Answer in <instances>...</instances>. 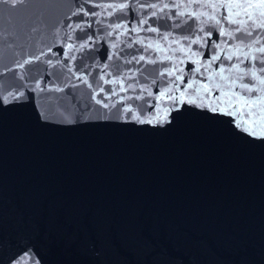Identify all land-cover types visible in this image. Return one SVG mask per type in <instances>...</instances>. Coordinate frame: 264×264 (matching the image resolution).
I'll return each mask as SVG.
<instances>
[{"label": "water", "instance_id": "95a60500", "mask_svg": "<svg viewBox=\"0 0 264 264\" xmlns=\"http://www.w3.org/2000/svg\"><path fill=\"white\" fill-rule=\"evenodd\" d=\"M210 4L252 5L235 10L241 19L264 13V0L0 2V264H264V139L206 106L243 82L264 114V73L245 61L257 75L237 79L225 56L255 48L218 38L235 26H213L224 9ZM208 31L189 60L180 49ZM173 65L179 90L160 75ZM188 83L183 103L155 99Z\"/></svg>", "mask_w": 264, "mask_h": 264}, {"label": "snow or ice", "instance_id": "6c2138e0", "mask_svg": "<svg viewBox=\"0 0 264 264\" xmlns=\"http://www.w3.org/2000/svg\"><path fill=\"white\" fill-rule=\"evenodd\" d=\"M0 2H4V3H11V5L13 7H15L16 3L18 2H23V0H0ZM104 7L109 8V9H124L127 7L126 4L120 3L118 5H112V4H108L105 5ZM151 8H156L157 5L152 4L150 5ZM164 7H168L167 5H164ZM209 8H211L212 10H215L217 8H222L224 9V12L221 14L220 18L217 19V17L215 15L209 16V20H213L215 21V25H220L221 21L226 22L228 25H234V29L232 31H229L228 29H225L224 27H221L218 33V38L220 37H227L230 40H239L241 45H244L245 48H255V53L249 51V52H245L243 53V58L241 59L240 55H237V53H240L242 51V49L239 46H235L236 50L235 52H233L231 55H226L225 59L228 61H232L235 57V59L238 61V63L236 65H234V68L236 71L240 72L241 74L237 77V79L243 81L245 77H247L249 74L252 77H256L257 73L256 71L252 70V67H247L246 70L245 69H241L240 65L243 64L245 61H248L249 64H251L252 62H258L260 67H259V71L261 73H264V44H261V34H257L256 36H253V31L255 29H264V20L260 19V16H264V13H260V16L257 17V20H253L252 19V13H248V12H244V16L247 17V19H241L240 18V12L235 11L236 9H247L249 7H253L252 5H248V4H210L208 5ZM232 14L235 15L236 18H232ZM73 15H77V13H73ZM84 16H97L99 15V13H89V12H84L83 13ZM152 15H156L155 12L152 13ZM257 21H259V23H257ZM86 23V22H85ZM146 23L145 20H141L140 24H144ZM90 26V25H89ZM254 26V27H252ZM69 27L71 28L72 25H69ZM82 25L81 23H76L75 24V28H81ZM109 27H112V25H109ZM121 27H126L124 25H121L119 23H117L115 25V28L119 29ZM141 29L139 27H133L131 29V31L134 32H139ZM150 32H156L157 29L155 28H148L147 29ZM201 31H203V29H201ZM233 32L235 33H240L241 35L239 36H235L233 35ZM111 34V33H109ZM168 37L165 36L164 39H167ZM212 38V32L208 31L204 34V37L201 36H197L195 39H191L190 40V44L187 50H185L184 48H181L180 51L187 53H191V55H189V60L192 59L193 56L198 55L197 52H193L191 49V44H200L201 40H208ZM249 38H251V41H249ZM69 39H71V37L69 36ZM89 39H91V37H89ZM185 40H189V37H185ZM221 43H224V41H221ZM256 45H260L259 47H256ZM85 45L81 44L80 47L83 48ZM131 46V45H129ZM203 46V45H202ZM69 50L71 51V45L68 46ZM115 47V45H114ZM148 47H152L151 44L148 45ZM212 47L214 49L220 48L221 45L220 43H215L213 42ZM221 51H223V49H221ZM43 55V53L41 54ZM32 60H38L40 59L39 56H34L31 58ZM74 59V57H73ZM140 60H143L144 57L141 56L139 58ZM170 59V58H169ZM221 59V55L219 53L213 54L211 55V58L207 61V66L211 67L213 65V63H215L216 61H219ZM31 60H25L23 61V63H19L17 64V67L19 68H23L24 64L30 63ZM196 65H198L195 68V72L199 73L200 72V60H195L194 61ZM181 63H183V61H181ZM207 70V68L205 69ZM232 69H229V71H231ZM176 71H179L178 66L177 65H173L171 69H168L167 72H161L160 75L164 76L165 74H167L170 77H174V83L177 84V89L179 90V85L184 83V77L183 75H176ZM223 72H224V68L221 66L219 69V72L217 73L218 75L221 76V78L223 79ZM86 82V81H85ZM233 85H235V80L232 81ZM261 84H264V80L260 81ZM37 87H39V85H37ZM131 87V85L129 86ZM193 88V83H188L185 85L184 90L180 92V96H177L175 94L169 95V93H172L174 90L173 88L169 87L167 89H165L164 91L159 92L155 99L157 101H163L165 100V98H167V100L171 101L172 105L175 106L177 103H183L182 101V97L185 95V92L189 89ZM203 88L205 90V93H207L208 90V86L205 84L203 85ZM59 90V89H57ZM101 91H103V89H101ZM121 91H123V89H121ZM253 91V88L249 86L248 83H241L240 84V92L239 93H232V94H225L227 96V99H225L224 101L220 100V97L217 96L215 101H213L212 104L210 105H206L211 107V110L213 112H223L224 114L227 115H231L233 118V121L236 124L237 128H241L243 131L248 132L250 135L257 137V138H261L264 139V128H260L259 125L257 124V121L260 120H264V114L257 112L254 107L252 106V104L248 103V99L245 97L246 93H251ZM197 93H199V89H197ZM149 96L152 95L151 92L148 93ZM13 94L9 93V97H11ZM112 95H116L115 91L113 90ZM9 97H4V100H7ZM140 98V97H137ZM95 99V97H94ZM123 99V98H121ZM190 103L195 104L196 100H192L189 101ZM96 103L97 104H101L104 107H108V104L104 103L103 100L101 99H96ZM221 103H223L225 105L224 108H221ZM201 104H203V99H201ZM125 111H131L130 108H126ZM133 119H139L138 116H133ZM157 119H159V116H157ZM143 122V121H142ZM151 122V121H149ZM250 125V126H249Z\"/></svg>", "mask_w": 264, "mask_h": 264}]
</instances>
